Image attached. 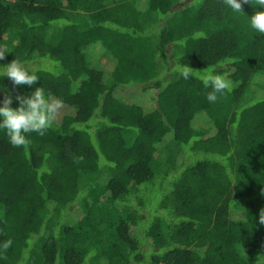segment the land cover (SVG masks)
<instances>
[{
    "label": "trees",
    "instance_id": "16d2710c",
    "mask_svg": "<svg viewBox=\"0 0 264 264\" xmlns=\"http://www.w3.org/2000/svg\"><path fill=\"white\" fill-rule=\"evenodd\" d=\"M258 10L0 0V64L39 76L31 88L0 77V100L41 87L63 101L27 147L0 129V264H264V34L248 18ZM181 64L215 68L232 90L209 103Z\"/></svg>",
    "mask_w": 264,
    "mask_h": 264
},
{
    "label": "clouds",
    "instance_id": "9594fccd",
    "mask_svg": "<svg viewBox=\"0 0 264 264\" xmlns=\"http://www.w3.org/2000/svg\"><path fill=\"white\" fill-rule=\"evenodd\" d=\"M225 3L237 13H241L242 3L250 4L254 9L259 8L260 10L254 11V14L248 17L249 26L254 32L264 34V0H225ZM4 56L0 53V60H3ZM179 75L184 80L198 77L205 88H210L211 91L206 94L209 103H215L218 94L223 95L232 90V81L226 75L219 74L215 68L194 70L187 64H181ZM0 77H7L14 87L27 85L31 88L39 81V76L30 72L25 64L17 59L0 64ZM3 91L5 89L0 86V92ZM14 99L18 105L16 107H12ZM14 99L6 95L0 100V129L6 131L13 146L27 147L30 143L27 134L35 132L44 135L56 119L63 101L59 98H48L41 87H36L27 95H16ZM7 246L8 244L5 245Z\"/></svg>",
    "mask_w": 264,
    "mask_h": 264
},
{
    "label": "rangeland",
    "instance_id": "374dc122",
    "mask_svg": "<svg viewBox=\"0 0 264 264\" xmlns=\"http://www.w3.org/2000/svg\"><path fill=\"white\" fill-rule=\"evenodd\" d=\"M0 50L1 51H3V47H1L0 46ZM103 50V49H102ZM105 51V50H104ZM107 54H108V52L107 51H105ZM263 87H264V83H263V85H262ZM260 90H262V88H260ZM264 92V91H263ZM140 94V93H139ZM133 95H134V97L133 98H135L136 97V95H135V93H133ZM142 96V95H141ZM129 97H131L130 95H129ZM140 97V96H139ZM142 97H144V98H146L145 96H142ZM132 98V97H131ZM141 99V98H140ZM147 99V98H146ZM175 150V148H173L172 146L171 147H167V148H162V149H160L159 150V152L155 155V156H157L158 158H160V159H163V158H166V157H168L169 155H171L172 153L171 152H173ZM105 180H107V175L105 174V173H102L101 172V174H99L97 177H95V179H94V183H93V185H92V187H102L103 186V184H104V181ZM87 201H90V199H87ZM97 205L99 206L100 204H98L97 203Z\"/></svg>",
    "mask_w": 264,
    "mask_h": 264
}]
</instances>
